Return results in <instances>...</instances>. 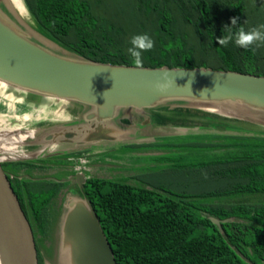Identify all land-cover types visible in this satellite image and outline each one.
Masks as SVG:
<instances>
[{"label": "trees", "instance_id": "16d2710c", "mask_svg": "<svg viewBox=\"0 0 264 264\" xmlns=\"http://www.w3.org/2000/svg\"><path fill=\"white\" fill-rule=\"evenodd\" d=\"M22 3L43 31L85 59L135 65L128 51L105 47L95 38L99 19L89 0ZM128 9L136 35L147 33L154 41L150 51L142 52V66L264 75V43L242 48L233 41L224 47L216 39L233 17L238 18L233 32L264 25V0H130ZM0 93V102L22 99V90L11 86H0ZM12 118L8 111L2 115L0 129L14 126ZM126 146L153 157L155 177L150 167L138 166L128 167L124 180L86 176L82 188L73 182L74 194L92 204L118 264H264V131L214 122ZM83 153L65 152L58 159ZM54 158L2 162L35 240L52 264L53 249L45 242L68 181L37 177L45 176ZM166 173L174 179L164 184Z\"/></svg>", "mask_w": 264, "mask_h": 264}, {"label": "water", "instance_id": "95a60500", "mask_svg": "<svg viewBox=\"0 0 264 264\" xmlns=\"http://www.w3.org/2000/svg\"><path fill=\"white\" fill-rule=\"evenodd\" d=\"M0 80L23 91L89 106L81 121L62 127L58 124L42 132L38 129L30 142L22 138L24 131L30 129L27 126L0 129V264H52L38 248L3 161L81 150L57 148L65 143L80 146L104 140L125 143L128 137L121 136L122 130L115 122L124 108L141 112L164 102L187 101L204 102L214 106L215 109L211 108L215 111L233 116H238L242 107L264 112V75L209 67L138 68L64 55L29 37L1 13ZM157 82L166 86L157 88ZM146 120L148 123L149 118ZM6 134L13 138L5 142L2 139ZM28 145L33 148L28 149ZM72 180L82 188L86 176L75 172L64 181ZM61 213L57 264H61L64 255L68 264H118L85 195L67 193ZM212 221L220 224L214 217Z\"/></svg>", "mask_w": 264, "mask_h": 264}, {"label": "rangeland", "instance_id": "374dc122", "mask_svg": "<svg viewBox=\"0 0 264 264\" xmlns=\"http://www.w3.org/2000/svg\"><path fill=\"white\" fill-rule=\"evenodd\" d=\"M129 1L130 0H89L92 13L99 19L98 28L92 31H94L95 38H97L105 47H113L128 51V48L132 46L130 44V39L132 36L136 35V33L128 21ZM0 10L1 14L8 16V18H10L26 35L32 37L34 40L47 46L51 50L64 55L80 56L66 46L58 43L49 34L43 31V29H41L28 15L26 10L16 9V7L10 5L7 0H0ZM80 57L85 58L83 56ZM4 95H6V93H4ZM0 98H3V96ZM205 104L207 103L187 101L164 102L158 106H163L164 108H159L153 111L157 114L156 116L160 115L158 117L159 119L152 120L147 116L146 118H149V121L143 126V124H141L143 118H141L139 122L140 124L135 125L136 128H134V130L131 126H124L121 129V136L126 138L131 135L129 141L132 142L129 143H142L152 141L160 135H181L190 131H196L201 127L209 126L214 122H222L229 125H237L264 131V112L262 111L249 107H242L237 112L239 114L238 117L215 111L211 108L212 106ZM6 112L7 110L5 107L0 105V117L5 115ZM71 123L72 122L70 121L68 122V124ZM129 129L132 131L130 130L129 132ZM35 131L36 128H30L29 130L27 129V131H24V136H22V138L25 137V142H30V140H32L31 137ZM4 137L5 138L2 140L5 142L7 139L10 140L13 138L12 136H8V134ZM25 142L23 141V143ZM126 144L128 143H116L111 147V149H113L112 151H105L104 148H100L98 149V153L90 156L86 162L96 165L95 162L101 163L109 160L111 163L121 165L124 170L138 166L144 168L150 167L151 176L155 177V172L158 171L152 169L151 165H154L153 157L147 155L146 157V153L142 149L127 147ZM20 149L22 150V142H20L19 147V152H22ZM54 157L55 158L48 169L50 175L54 177L53 179L64 181L68 170L73 169L76 172V167L78 165L77 162L70 164L68 163V160L65 161L66 158L64 159L63 157H60L58 159V154H54ZM94 158H96L97 161ZM124 170L118 174L112 172L110 168H102L101 166L98 168L93 167V169L91 168V171L90 169L88 171L85 170V174L87 177H105L110 175L107 178L113 177L111 179L124 180L125 178H123L122 175L125 176L126 173H128ZM163 177L161 183L164 184H167L174 179L173 175L170 173H166ZM74 187V183L68 181V186L66 188L68 195H74ZM62 214L63 213H61L60 210L59 214L55 216L48 233V238L45 242L52 247V254L54 255L52 259L55 261L59 257L57 249L61 248L59 241L61 224L59 225V223ZM55 264L57 263L55 262ZM61 264H68L65 255L61 260Z\"/></svg>", "mask_w": 264, "mask_h": 264}, {"label": "crops", "instance_id": "0c3cea01", "mask_svg": "<svg viewBox=\"0 0 264 264\" xmlns=\"http://www.w3.org/2000/svg\"><path fill=\"white\" fill-rule=\"evenodd\" d=\"M22 99L19 101H15V104L13 103L14 98L12 96L2 99V102H0L5 109L8 111L9 114H12V123L15 126H22V127H28V128H36V130L40 129V132L49 130L50 128H53V126H57L58 124H61L62 126H66L68 122H76L81 121L83 114H85L89 110V106L84 105L82 103L73 101V100H63L53 97L44 96L41 94H35L34 92L29 91H23L22 90ZM10 102L11 105H9L7 102ZM6 102V104H4ZM7 105V106H6ZM159 108H164L163 106L160 107H154L145 109L144 111L138 112L135 109L132 108H124L121 109V112H119V116L117 117L116 121L118 126L122 129L124 126L129 127L131 126L134 130L136 128L135 125H139L140 119L144 118L142 120L143 126L147 124L146 117L149 116L152 120L159 119L156 116L157 114L153 112L154 110H157ZM74 120V121H72ZM157 121V120H156ZM131 129H129L130 132ZM132 131V130H131ZM163 136V135H160ZM131 139V135L128 136V140L125 143H129L132 141H129ZM123 143L124 141L120 140H104L99 141L95 143H90L84 146L80 145H73V144H59L57 145V148L60 150H67V149H81L86 154H88V158L90 156L95 155L98 153V149L104 148L105 151H112L111 147L115 145L116 143ZM150 142V141H146ZM33 148L32 146L28 145V149ZM37 149V145L35 147ZM111 153V152H110ZM96 161L97 159L94 158ZM96 165L89 163V169L91 171V168L93 167H101L102 168H110L112 172L120 173L124 168L121 165H118L116 163H111L109 160H106L105 162H95ZM127 167V166H125ZM123 168V169H122ZM124 171L129 172L127 169ZM110 175H107L105 177H108Z\"/></svg>", "mask_w": 264, "mask_h": 264}, {"label": "clouds", "instance_id": "9594fccd", "mask_svg": "<svg viewBox=\"0 0 264 264\" xmlns=\"http://www.w3.org/2000/svg\"><path fill=\"white\" fill-rule=\"evenodd\" d=\"M237 19L236 17L231 18V26L237 24ZM231 26H223V35L216 38L218 45L227 47L230 42L234 41L236 45L242 48H248L253 44L259 46L257 42L264 43V25L251 27L247 31L243 27H239L235 32H233ZM130 44L132 45L128 48L130 57L133 58L136 67H142V52L150 51L154 47V41L147 33H143L132 36ZM162 75L167 77L168 74L163 73ZM165 86V84L160 82L156 84L157 88H163Z\"/></svg>", "mask_w": 264, "mask_h": 264}, {"label": "flooded vegetation", "instance_id": "af4514ba", "mask_svg": "<svg viewBox=\"0 0 264 264\" xmlns=\"http://www.w3.org/2000/svg\"><path fill=\"white\" fill-rule=\"evenodd\" d=\"M88 154H86V153H83L82 155H80V156H78V157H74V156H70V157H67L66 158V161L68 160V163H70V164H72V163H75V162H77L78 161V159L80 158V157H84L85 158V160H87L88 159V156H87ZM14 161H22V159H20V160H14ZM3 166V165H2ZM4 168V167H3ZM4 170L6 171V173L8 174V175H12L11 173H10V169H9V167H7V168H4ZM85 170H89V162H86L85 161V165H84V167L81 169V170H76V172H82V173H84L85 174ZM50 171H48V170H46V171H44L43 173L45 174V176L44 177H37V178H51V179H53L54 177L53 176H51L50 175V173H49ZM75 173V172H74ZM73 174V173H72ZM69 175H71V174H69ZM69 175H66V178L69 176ZM85 176H86V174H85ZM17 177L19 178V179H22V173H19V174H17ZM72 182H74L75 183V181L74 180H72ZM76 184V183H75ZM77 185V184H76ZM78 186V185H77ZM68 193V192H67ZM37 243V242H36ZM37 245H38V243H37ZM38 248H39V245H38Z\"/></svg>", "mask_w": 264, "mask_h": 264}, {"label": "bare ground", "instance_id": "6f19581e", "mask_svg": "<svg viewBox=\"0 0 264 264\" xmlns=\"http://www.w3.org/2000/svg\"><path fill=\"white\" fill-rule=\"evenodd\" d=\"M7 1L10 5H12L13 7H16V9H18V10L24 9L25 10L24 5L22 3V0H7ZM0 86L4 87V86H8V85L4 81L0 80ZM212 108L215 109L214 106H212ZM222 109L224 110V108H222ZM226 110L229 111L228 109H226Z\"/></svg>", "mask_w": 264, "mask_h": 264}, {"label": "built area", "instance_id": "2783aa9c", "mask_svg": "<svg viewBox=\"0 0 264 264\" xmlns=\"http://www.w3.org/2000/svg\"><path fill=\"white\" fill-rule=\"evenodd\" d=\"M85 158L84 157H80L79 159H78V161H77V163H78V165H77V167H76V169L77 170H81L83 167H84V165H85Z\"/></svg>", "mask_w": 264, "mask_h": 264}]
</instances>
